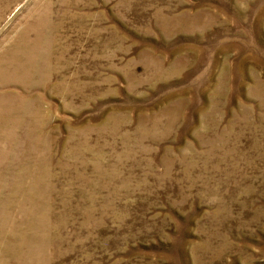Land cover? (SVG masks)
<instances>
[{
  "label": "rangeland",
  "instance_id": "1",
  "mask_svg": "<svg viewBox=\"0 0 264 264\" xmlns=\"http://www.w3.org/2000/svg\"><path fill=\"white\" fill-rule=\"evenodd\" d=\"M0 264H264V0H0Z\"/></svg>",
  "mask_w": 264,
  "mask_h": 264
}]
</instances>
